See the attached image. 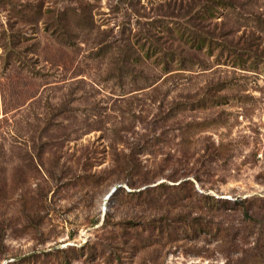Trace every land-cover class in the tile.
I'll list each match as a JSON object with an SVG mask.
<instances>
[{
	"label": "rangeland",
	"instance_id": "1",
	"mask_svg": "<svg viewBox=\"0 0 264 264\" xmlns=\"http://www.w3.org/2000/svg\"><path fill=\"white\" fill-rule=\"evenodd\" d=\"M1 237L0 264H264V0H0Z\"/></svg>",
	"mask_w": 264,
	"mask_h": 264
},
{
	"label": "trees",
	"instance_id": "2",
	"mask_svg": "<svg viewBox=\"0 0 264 264\" xmlns=\"http://www.w3.org/2000/svg\"><path fill=\"white\" fill-rule=\"evenodd\" d=\"M11 39H10V44L8 46L5 45V48H4V53H3L4 57L2 60V66H1L2 70L7 69L9 67L12 68L13 66H17L19 68V67H21V64L25 65V63L27 62L26 59L23 57L22 58H19V57L13 58V56L11 54V49L13 48L12 43H11ZM192 45L199 46V44L196 42H192L191 46ZM159 59H161V61L164 63V67L168 66L169 64H173V63H176V64L183 67L186 63L193 62V58H190V59L186 58V57H177L176 58L175 56H170L167 58L161 57ZM27 66L32 67L30 65H27ZM0 239H2V237Z\"/></svg>",
	"mask_w": 264,
	"mask_h": 264
},
{
	"label": "water",
	"instance_id": "3",
	"mask_svg": "<svg viewBox=\"0 0 264 264\" xmlns=\"http://www.w3.org/2000/svg\"><path fill=\"white\" fill-rule=\"evenodd\" d=\"M112 192H113V191H112ZM112 192H111V193H112ZM111 193H110V194H111ZM110 194H109V195H110Z\"/></svg>",
	"mask_w": 264,
	"mask_h": 264
}]
</instances>
